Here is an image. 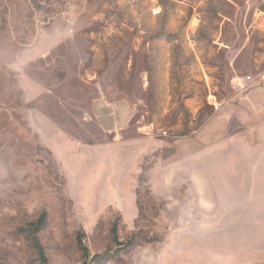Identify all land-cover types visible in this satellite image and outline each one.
<instances>
[{
    "label": "rangeland",
    "instance_id": "374dc122",
    "mask_svg": "<svg viewBox=\"0 0 264 264\" xmlns=\"http://www.w3.org/2000/svg\"><path fill=\"white\" fill-rule=\"evenodd\" d=\"M262 71L264 0H0V264H264Z\"/></svg>",
    "mask_w": 264,
    "mask_h": 264
},
{
    "label": "built area",
    "instance_id": "2783aa9c",
    "mask_svg": "<svg viewBox=\"0 0 264 264\" xmlns=\"http://www.w3.org/2000/svg\"><path fill=\"white\" fill-rule=\"evenodd\" d=\"M258 82L264 87V71H262L256 77L254 76H245V77H236L232 81V87L236 92L242 93L250 88L253 83Z\"/></svg>",
    "mask_w": 264,
    "mask_h": 264
},
{
    "label": "trees",
    "instance_id": "16d2710c",
    "mask_svg": "<svg viewBox=\"0 0 264 264\" xmlns=\"http://www.w3.org/2000/svg\"><path fill=\"white\" fill-rule=\"evenodd\" d=\"M42 229V226H37L36 232L40 231ZM116 232V229L113 230V234ZM115 240L118 239L116 234H114ZM85 252L88 254V251L85 249Z\"/></svg>",
    "mask_w": 264,
    "mask_h": 264
}]
</instances>
